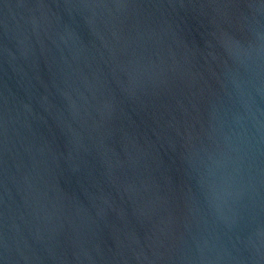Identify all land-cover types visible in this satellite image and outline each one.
<instances>
[{"label":"water","instance_id":"obj_1","mask_svg":"<svg viewBox=\"0 0 264 264\" xmlns=\"http://www.w3.org/2000/svg\"><path fill=\"white\" fill-rule=\"evenodd\" d=\"M0 264H264V0H0Z\"/></svg>","mask_w":264,"mask_h":264}]
</instances>
